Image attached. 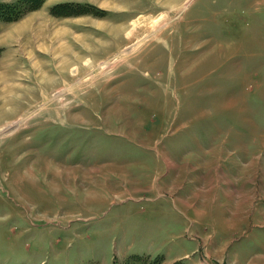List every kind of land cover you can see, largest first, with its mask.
<instances>
[{
    "label": "rangeland",
    "instance_id": "374dc122",
    "mask_svg": "<svg viewBox=\"0 0 264 264\" xmlns=\"http://www.w3.org/2000/svg\"><path fill=\"white\" fill-rule=\"evenodd\" d=\"M156 1L45 0L0 17V78L19 84L0 110L21 118L0 122V264H186L193 244L197 261L242 264L233 249L264 221V0ZM58 32L90 50L47 102L34 63ZM206 204L239 223L229 245L211 217L194 220Z\"/></svg>",
    "mask_w": 264,
    "mask_h": 264
},
{
    "label": "bare ground",
    "instance_id": "6f19581e",
    "mask_svg": "<svg viewBox=\"0 0 264 264\" xmlns=\"http://www.w3.org/2000/svg\"><path fill=\"white\" fill-rule=\"evenodd\" d=\"M180 1L181 0H157L156 2L159 5L158 10L159 9H165V10L170 11V10L181 9L182 5L180 4L181 3ZM142 16H144V14H140L138 16V18L137 17L133 18L132 20H130L131 21L130 23L136 24V25L143 23V19H141ZM126 27H127V23L123 26L122 29H124ZM40 33L45 34V30L41 29ZM38 34H39V32H38ZM61 34H62V32H58V34L55 33V35H54L55 41L60 42V44L57 46V43H55V45H53V47H52L53 51L42 53V55L44 57H46V60H47L46 63L44 64L42 61L34 63V65L37 67H39V65H40V70L42 72L39 76H34L32 80L35 82V84L37 86L36 90L38 91V94L40 95V97H43L45 99V101H47V102L54 100V97L52 99L49 98L50 97L48 94L49 90L51 88H53L54 86L58 85V83H60V82L64 83L67 81V79H69L68 78L69 77L68 71L72 65H73V67L70 68V70H72L73 72H74V70H76V72H77V70H79V71L82 70L83 66L80 65V64H82V60L84 58L82 53H88L90 50L89 45H87L84 42L85 39L84 40L82 39V41L80 43L75 44L74 47H69V49H67L66 48L67 45L65 46V43L61 42V39H62L60 36ZM75 49H79V51H77ZM130 57H131V55L129 53H126L125 56L122 57V60H129ZM109 61H110V57L107 59H104L103 63L106 64ZM71 62H72V64H70ZM73 63H76V64H73ZM77 63H78V65H77ZM10 64L13 67H19L20 66V62H17V61H15V63H10ZM45 67H46V69H45ZM55 72L60 76L59 77L56 76L57 74ZM22 75H23V73L21 71L15 70V74H14L15 79H17L19 76H22ZM10 79H11V77L5 78L4 74H3V77L0 78V92H1V90H2V92H4V90L5 91L8 90V93H2L1 92V94H0V103L2 104V108H1L2 111L6 110L5 106L8 104V101L10 103V98L14 97V94H11L12 92L9 91L10 90L9 88L11 86L12 87L14 86L15 88H17V85L19 86V84H17V83L15 84V81L10 82ZM5 82L7 84L9 83V85H7ZM2 83L6 84V87H4L3 89H1ZM81 85L82 84H80L79 86L81 87ZM61 93H62V91L58 92V94L56 95V97H58L57 99H62ZM1 110H0V122L1 123L3 121H6V119L9 118L10 116H12V117L15 116V115H13L14 113H12V112H9L10 114L3 115V113H1ZM13 112H14V110H13ZM26 118H27V116H26ZM18 119L20 120L21 118L14 117L10 122H16V121H18ZM24 119H25V117H24Z\"/></svg>",
    "mask_w": 264,
    "mask_h": 264
},
{
    "label": "crops",
    "instance_id": "0c3cea01",
    "mask_svg": "<svg viewBox=\"0 0 264 264\" xmlns=\"http://www.w3.org/2000/svg\"><path fill=\"white\" fill-rule=\"evenodd\" d=\"M0 1H12V0H0ZM211 206H212L211 204H206V206L201 207V209H194V210L192 209L190 212L192 213L194 220L196 221L199 220V222L203 221V219L206 216L211 217L213 219L211 220V223L214 224L213 230H215V233H219V234L222 233L220 235L222 236V239L220 241L223 243L221 244L229 245L231 235H233L230 233V231L234 227L235 229H239L240 228L239 223L233 220L220 219L222 217L220 216L221 214H219V212L216 210L217 209L216 206L212 208ZM242 209H245V207L244 208L242 207ZM240 214L243 215L242 217L243 219H249V215L245 216V212H237L235 213L234 216L238 217V215ZM225 215H227V213H225ZM257 218H259V222L252 224L255 229L249 233H244L241 235L240 239L242 240H241V245L239 246L241 248H238L241 253L233 249L231 262L240 261L242 264H264V221H262V218L259 216ZM257 218L253 220L257 221ZM224 223L226 224V227L224 230H222V228L224 227L222 226V224ZM260 224H262V226ZM233 248L235 247L233 246ZM199 250H200V244H193L192 248L188 247V250L178 255V257L191 258V259L194 258L192 262L185 259L186 264H205L204 262L196 260L197 254L198 252H200Z\"/></svg>",
    "mask_w": 264,
    "mask_h": 264
},
{
    "label": "trees",
    "instance_id": "16d2710c",
    "mask_svg": "<svg viewBox=\"0 0 264 264\" xmlns=\"http://www.w3.org/2000/svg\"><path fill=\"white\" fill-rule=\"evenodd\" d=\"M45 0H16L14 2L0 1V17L5 20H14L20 17L28 7H39ZM144 256L136 254L127 261L128 264H146ZM180 263V262H179ZM149 264H153L149 262Z\"/></svg>",
    "mask_w": 264,
    "mask_h": 264
}]
</instances>
